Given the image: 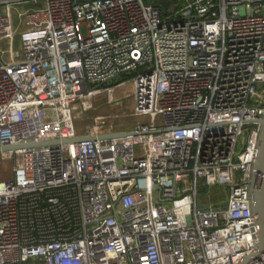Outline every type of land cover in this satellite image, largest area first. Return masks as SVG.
Here are the masks:
<instances>
[{
	"label": "built area",
	"instance_id": "1",
	"mask_svg": "<svg viewBox=\"0 0 264 264\" xmlns=\"http://www.w3.org/2000/svg\"><path fill=\"white\" fill-rule=\"evenodd\" d=\"M38 1L0 0V147L94 139L1 153L13 168L0 180V264H264L248 183L264 0L25 6ZM129 82L130 115L148 119L121 129L100 116L80 131L92 100L119 101ZM215 185L227 198L201 202Z\"/></svg>",
	"mask_w": 264,
	"mask_h": 264
},
{
	"label": "rangeland",
	"instance_id": "2",
	"mask_svg": "<svg viewBox=\"0 0 264 264\" xmlns=\"http://www.w3.org/2000/svg\"><path fill=\"white\" fill-rule=\"evenodd\" d=\"M46 6L45 0H39L36 4H31L28 7L31 8H43ZM15 14V12H14ZM9 44L8 42H4L0 44V56L3 61L9 60ZM13 49L21 52V43L19 41V37L16 36ZM4 51V53H2ZM132 83H126L125 85L117 88L113 93V100L119 98V101H110L107 93H103L97 96L92 100V107L90 110L81 113V116L77 118V123L81 126L80 131H85V125L91 123V121L96 118L102 116L108 121H113L114 125L118 126V128H130V125L134 120L145 121L148 119L145 116L133 117L130 115L131 113V101L130 94L132 90ZM120 115V117L118 116ZM127 124L121 126L120 124ZM12 168H13V160L9 158H3L0 154V180L8 179L12 176ZM200 199L201 202L207 203H215L219 200H225L227 198V192L223 186H213V187H205L200 190Z\"/></svg>",
	"mask_w": 264,
	"mask_h": 264
},
{
	"label": "water",
	"instance_id": "3",
	"mask_svg": "<svg viewBox=\"0 0 264 264\" xmlns=\"http://www.w3.org/2000/svg\"><path fill=\"white\" fill-rule=\"evenodd\" d=\"M157 3L162 7L163 12L173 9L171 0H158ZM125 135V132H113L100 135V138H109ZM83 139H94L92 136H79L73 139L42 141L22 145H12L0 147V154L8 151H14L23 147L45 146L50 144L67 143L80 141ZM258 153L252 164L253 173L249 179V190L252 196L251 212L256 218L258 225V242L255 246L254 254L264 252V118L259 120V133L257 139Z\"/></svg>",
	"mask_w": 264,
	"mask_h": 264
},
{
	"label": "trees",
	"instance_id": "4",
	"mask_svg": "<svg viewBox=\"0 0 264 264\" xmlns=\"http://www.w3.org/2000/svg\"><path fill=\"white\" fill-rule=\"evenodd\" d=\"M136 73L134 72V73H129V74H125L123 77H122V79H129V78H131L132 76H134ZM117 82V80H115L113 83H116Z\"/></svg>",
	"mask_w": 264,
	"mask_h": 264
},
{
	"label": "crops",
	"instance_id": "5",
	"mask_svg": "<svg viewBox=\"0 0 264 264\" xmlns=\"http://www.w3.org/2000/svg\"><path fill=\"white\" fill-rule=\"evenodd\" d=\"M29 5L31 6V4H30V3H29V4H26L25 6H29ZM33 5H34V4H33ZM8 61H9V60H8Z\"/></svg>",
	"mask_w": 264,
	"mask_h": 264
}]
</instances>
